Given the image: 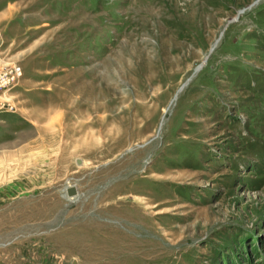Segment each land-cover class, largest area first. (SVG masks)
Masks as SVG:
<instances>
[{"label": "rangeland", "instance_id": "obj_1", "mask_svg": "<svg viewBox=\"0 0 264 264\" xmlns=\"http://www.w3.org/2000/svg\"><path fill=\"white\" fill-rule=\"evenodd\" d=\"M12 66L0 264H264V0H0Z\"/></svg>", "mask_w": 264, "mask_h": 264}, {"label": "built area", "instance_id": "obj_2", "mask_svg": "<svg viewBox=\"0 0 264 264\" xmlns=\"http://www.w3.org/2000/svg\"><path fill=\"white\" fill-rule=\"evenodd\" d=\"M22 76L18 66H12L9 70L0 73V86L6 87L16 82Z\"/></svg>", "mask_w": 264, "mask_h": 264}, {"label": "water", "instance_id": "obj_3", "mask_svg": "<svg viewBox=\"0 0 264 264\" xmlns=\"http://www.w3.org/2000/svg\"><path fill=\"white\" fill-rule=\"evenodd\" d=\"M66 194L68 197H72L76 195V190L73 187H70L68 189H66Z\"/></svg>", "mask_w": 264, "mask_h": 264}]
</instances>
